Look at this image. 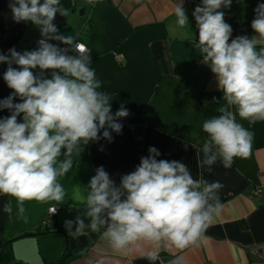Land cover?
Segmentation results:
<instances>
[{"label": "clouds", "instance_id": "obj_1", "mask_svg": "<svg viewBox=\"0 0 264 264\" xmlns=\"http://www.w3.org/2000/svg\"><path fill=\"white\" fill-rule=\"evenodd\" d=\"M232 2L201 0L192 13L198 29L193 47L215 75L226 102L218 108L220 115L202 124L207 138L199 167L209 172L218 160L227 169L235 158L250 155L254 134L237 122V115L250 124L264 121V46L257 47L264 41V3L257 4L251 21L257 35L232 38V26L221 10ZM9 8L14 22H30L41 37L33 50L0 52V64L7 65L3 80L12 90L0 99V110L10 113L0 118V195L16 201L17 216L27 223L25 203L62 204L65 189L59 178L73 168V155L79 157L84 146L101 138L111 142L112 132L119 134L123 128L118 121L130 113L123 105L112 112V98L100 90L90 51L59 32L57 14L67 16L60 0H9ZM174 14L180 27L189 25L183 0ZM189 145L194 147L186 141V150ZM148 152L118 185L103 166L96 169L83 211L64 221L69 236L78 238L86 229L99 233L115 253L147 245L180 250L199 245L222 211L223 185L202 175L193 178L181 161L157 159L161 153L155 147ZM3 211L12 213L11 200ZM147 258L156 261L158 256L148 252Z\"/></svg>", "mask_w": 264, "mask_h": 264}, {"label": "crops", "instance_id": "obj_2", "mask_svg": "<svg viewBox=\"0 0 264 264\" xmlns=\"http://www.w3.org/2000/svg\"><path fill=\"white\" fill-rule=\"evenodd\" d=\"M179 2L60 0L67 16L64 24H56L59 32L75 37L90 51L91 67L102 82L100 90L112 98V112L123 105L130 115L118 121L123 128L119 134L112 132L111 142L101 138L84 146L79 157L73 155V168L59 178L65 189L62 204L26 202L25 223L17 216L16 201L0 195L2 250L15 262L27 258L33 262L37 247V264H58L66 250L68 264H264L247 254L249 247L264 243V121L250 124L237 115V122L254 134L250 155L235 158L227 169L219 160L211 172L199 167L207 138L202 130L203 108L226 102L215 75L193 47L198 29L192 13L201 0H183L189 18L184 27L176 23L174 14ZM256 6V0H233L230 8L221 9L232 26V38L257 35L251 29ZM80 10H84L82 15ZM40 38L39 29L30 22H14L9 0H0V52L7 54L13 47L21 52L33 50ZM261 46L264 41L258 43V49ZM6 68L0 64V99L12 91L3 80ZM8 115V110H0V118ZM186 141L194 147L189 145L186 150ZM150 147L161 153L157 159L185 163L193 178L202 175L223 185L219 192L222 211L199 245L183 250L147 245L115 253L99 233L86 229L78 238L69 236L64 221L74 220L83 211L86 188L96 169L103 166L118 185L122 175L134 171L140 158L149 155ZM9 200L11 214L3 211ZM51 207L58 209L57 215L48 213ZM148 252H155L158 259L150 261ZM165 257L171 259L164 262Z\"/></svg>", "mask_w": 264, "mask_h": 264}, {"label": "trees", "instance_id": "obj_3", "mask_svg": "<svg viewBox=\"0 0 264 264\" xmlns=\"http://www.w3.org/2000/svg\"><path fill=\"white\" fill-rule=\"evenodd\" d=\"M256 2L257 4L264 3V0H256ZM222 105L224 104H210V105L204 106L203 108L204 120L220 115V113L218 112V108L221 107ZM4 246L5 244L2 243L0 240V253H1V250L4 248ZM69 257H70V254L66 250L60 257L58 264H68L70 261Z\"/></svg>", "mask_w": 264, "mask_h": 264}, {"label": "built area", "instance_id": "obj_4", "mask_svg": "<svg viewBox=\"0 0 264 264\" xmlns=\"http://www.w3.org/2000/svg\"><path fill=\"white\" fill-rule=\"evenodd\" d=\"M40 40V39H39ZM38 40V41H39ZM38 41L36 42V44H35V47L37 48L38 47ZM79 42V41H78ZM79 43H81V42H79ZM68 46H62L61 48H67ZM70 55H75V53H73V52H70L69 53ZM258 191L259 190H255L254 191V194H256V193H258ZM55 207H51V208H49V210H48V213L50 214V215H57V213H58V209L57 208H55L56 209V211L53 213V209H54ZM247 254L250 256V257H252V258H254L255 260H257L258 262H261V263H264V243H261V244H256V245H253V246H251V247H249L248 248V250H247Z\"/></svg>", "mask_w": 264, "mask_h": 264}, {"label": "rangeland", "instance_id": "obj_5", "mask_svg": "<svg viewBox=\"0 0 264 264\" xmlns=\"http://www.w3.org/2000/svg\"><path fill=\"white\" fill-rule=\"evenodd\" d=\"M4 253L0 256V264H37L38 263L37 258L39 259L37 247L35 248V253H34L35 260H33V262L32 260L29 261L28 260L29 258L25 259L26 262H23L21 260L19 262H15V260L12 259V256H9V253L7 254Z\"/></svg>", "mask_w": 264, "mask_h": 264}, {"label": "water", "instance_id": "obj_6", "mask_svg": "<svg viewBox=\"0 0 264 264\" xmlns=\"http://www.w3.org/2000/svg\"><path fill=\"white\" fill-rule=\"evenodd\" d=\"M74 12H75V10H72V11H71V13H74ZM83 12H84V10H80L78 13H79V15H82ZM65 19H66V16L57 15V17H56L54 23L57 24V25L64 24ZM2 254H3V250L1 251L0 256H1ZM170 259H171V258L165 257V258H163L162 261L167 262V261H169Z\"/></svg>", "mask_w": 264, "mask_h": 264}]
</instances>
